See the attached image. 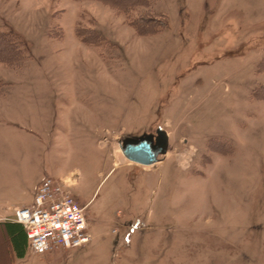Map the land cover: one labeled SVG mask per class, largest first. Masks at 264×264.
Returning <instances> with one entry per match:
<instances>
[{
    "label": "rangeland",
    "instance_id": "rangeland-1",
    "mask_svg": "<svg viewBox=\"0 0 264 264\" xmlns=\"http://www.w3.org/2000/svg\"><path fill=\"white\" fill-rule=\"evenodd\" d=\"M0 35V187L61 183L90 236L28 264H264V0H0ZM158 129L156 162L122 154Z\"/></svg>",
    "mask_w": 264,
    "mask_h": 264
},
{
    "label": "built area",
    "instance_id": "built-area-1",
    "mask_svg": "<svg viewBox=\"0 0 264 264\" xmlns=\"http://www.w3.org/2000/svg\"><path fill=\"white\" fill-rule=\"evenodd\" d=\"M13 220L24 228L33 253L81 246L90 240L84 207L51 178L40 182L31 204L14 209Z\"/></svg>",
    "mask_w": 264,
    "mask_h": 264
},
{
    "label": "trees",
    "instance_id": "trees-1",
    "mask_svg": "<svg viewBox=\"0 0 264 264\" xmlns=\"http://www.w3.org/2000/svg\"><path fill=\"white\" fill-rule=\"evenodd\" d=\"M103 1L122 6V8H124V10L127 11L135 6L150 5V0H103ZM130 25L135 29L137 34L147 35V34L159 32L160 30L167 27L168 23L166 22L156 23L151 16L143 13L139 15L136 19L132 20L130 22ZM76 33L83 42L89 44L95 42L99 38V36L96 33H92L90 31H84V29L82 30L77 29ZM18 56L20 58L17 48H15V46L12 45L9 41L4 40L2 35H0V60L5 61L7 63H12L17 59H19ZM12 226L13 229H11L10 237L13 241V245L15 249L19 251L18 254L22 255L24 248L21 252L20 250L22 248V244L25 242L27 238L26 234L25 233L23 234L21 233L20 230H17L18 225H12Z\"/></svg>",
    "mask_w": 264,
    "mask_h": 264
},
{
    "label": "crops",
    "instance_id": "crops-1",
    "mask_svg": "<svg viewBox=\"0 0 264 264\" xmlns=\"http://www.w3.org/2000/svg\"><path fill=\"white\" fill-rule=\"evenodd\" d=\"M13 190L12 187H0V264H28L27 258L30 250L28 239L26 238L22 244L20 252L24 248L23 254L19 255V251L13 245L10 233L11 229H13L12 225H18L17 230H20L23 234L25 233L22 225L13 220V211L16 207L31 204L33 200L27 204H15L12 199L14 194Z\"/></svg>",
    "mask_w": 264,
    "mask_h": 264
},
{
    "label": "water",
    "instance_id": "water-1",
    "mask_svg": "<svg viewBox=\"0 0 264 264\" xmlns=\"http://www.w3.org/2000/svg\"><path fill=\"white\" fill-rule=\"evenodd\" d=\"M122 154L130 161L150 165L157 161V156L166 152L167 136L158 129L156 135L143 134L139 137L125 138L119 143Z\"/></svg>",
    "mask_w": 264,
    "mask_h": 264
}]
</instances>
